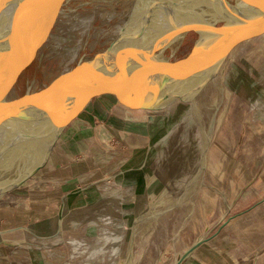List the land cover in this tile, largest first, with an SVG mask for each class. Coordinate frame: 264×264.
<instances>
[{"label": "rangeland", "instance_id": "1", "mask_svg": "<svg viewBox=\"0 0 264 264\" xmlns=\"http://www.w3.org/2000/svg\"><path fill=\"white\" fill-rule=\"evenodd\" d=\"M170 1L153 0L151 12L166 11ZM133 3L71 0L13 93L37 87L99 49L119 20L111 10L120 13ZM98 5L109 10L107 19L96 17L87 30L59 24L66 12ZM7 32L0 30V45ZM196 37L187 34L166 55L189 53ZM12 64L10 57L0 59V76ZM255 99L264 101V35L241 45L193 99L149 110L94 98L59 134L45 165L0 196V264H171L192 243L188 237L223 212L232 177L242 194L259 184L264 195V119L257 117L264 115ZM97 101L107 120L92 117L93 129V122L84 126L83 115ZM108 119L116 134L105 127ZM43 149L33 143L0 158V190L30 170ZM230 163L235 171L230 166L229 173ZM166 244L172 246L167 260L139 258L149 246Z\"/></svg>", "mask_w": 264, "mask_h": 264}, {"label": "water", "instance_id": "2", "mask_svg": "<svg viewBox=\"0 0 264 264\" xmlns=\"http://www.w3.org/2000/svg\"><path fill=\"white\" fill-rule=\"evenodd\" d=\"M25 1L0 0V21ZM70 1L66 0L47 26L43 12L36 15L38 22L32 26L27 22L26 32L18 26L11 28L5 20L2 30L8 31L7 41L1 42L0 59L10 57L13 64L0 76V158L33 143L43 144L44 149L30 170L0 190V196L45 165L59 134L95 97L107 96L125 107L149 110L178 99H193L218 77L241 45L264 35V0H181L176 4L174 0L168 10L155 13L151 6L157 4L151 3L144 6L145 17L114 40H104L99 49L37 87L13 93L18 78L45 45ZM42 5L38 6L41 11ZM38 25L43 26L40 37ZM190 33L197 34L191 51L168 57L165 51ZM207 239L203 236L194 242L174 264H182Z\"/></svg>", "mask_w": 264, "mask_h": 264}, {"label": "crops", "instance_id": "3", "mask_svg": "<svg viewBox=\"0 0 264 264\" xmlns=\"http://www.w3.org/2000/svg\"><path fill=\"white\" fill-rule=\"evenodd\" d=\"M100 103L97 101L94 107L89 108L90 115H83L84 126L90 127V122H93L94 127L91 126V128H95L97 123L92 121V117H101L103 121L107 120L101 111L103 106ZM106 103L107 107L111 104V102ZM257 117L261 120L264 119L261 116ZM262 121L264 123V120ZM114 126L113 121H109V119L105 121V127L110 128L111 133L116 134L113 130ZM212 154L216 155L217 153L212 152ZM214 160L216 159L214 158ZM52 163L55 164V162ZM218 164V168L221 170L219 161ZM230 166L231 163L226 172L229 170L230 173ZM221 168L222 171L225 170L223 166ZM231 168L235 171L233 165ZM231 184L233 186L230 191L231 197L229 196L225 201L223 212L214 219L208 217L203 229L198 234H194L196 237L192 238L193 235L188 237L187 241L193 240L190 243L191 246L203 236L208 239L191 251L182 264H264V195L261 186L255 184L248 192L242 194L241 189L239 190L241 187L236 190L239 185L234 177L231 178ZM190 246H185L171 264H174ZM171 247L168 245L162 246V248L149 246L147 253L142 254L139 258L153 254L154 260L158 255L159 259L164 257L162 259L167 260L169 258L167 253L171 254Z\"/></svg>", "mask_w": 264, "mask_h": 264}, {"label": "bare ground", "instance_id": "4", "mask_svg": "<svg viewBox=\"0 0 264 264\" xmlns=\"http://www.w3.org/2000/svg\"><path fill=\"white\" fill-rule=\"evenodd\" d=\"M151 1L152 0H134V3L132 4L131 7H130V5L129 6H126L127 9L125 11H123V12H120V13L117 12V11L114 12V10H111L112 17L118 16L119 20L115 24V27L113 29H111L107 33H104L105 34L104 36L106 37L105 40H107L108 42L114 40L116 38L117 34H119L122 30H125L127 26H130V24H135L140 19H142L143 17H145L146 13H145L144 6H146L148 4L150 5L152 3ZM173 1H170V2H173ZM65 2H66V0H52V1H50L49 4L46 5L47 0H43L42 2L40 0H28V1L26 0L25 3H24V5L23 6L21 5L22 7L19 6V7H16L15 9H12V10H14L13 11L14 12L13 13L14 15L11 16V17H13L14 19H11L10 16H9V17H7L8 19L5 17L2 21H0V27H1L0 30L5 28V20H8V22L9 21L11 22V28L13 26H18V28H21L22 29L21 32H26L27 31V26H28V25H26V24H28L27 22H29V26L30 25L32 26V23H34L37 20L36 15L39 12L40 13L43 12V15L45 17L43 18L44 20L42 19V21L46 22L44 24H45V26H47V24L49 22L48 20L55 18V16L59 12L61 6ZM110 3H111V1H110ZM41 5H42V7H44L43 8V11H41V9H40L41 8ZM165 5H163V6H165ZM38 6H40V8ZM108 11L109 10L106 7H101V6L98 5L96 8L92 9L91 11H86L84 13H80V12H73V13L72 12H70V13L68 12L67 13L66 12V13H64L65 19H61V21H60L61 23H59V24L60 25L61 24L63 25L65 23L66 24L68 23V26L71 28V30H72L73 27H76L77 28V26H78V28L79 27H83V28H85L87 30V29H89L93 25L94 19L96 17L102 16V18L104 20H106L107 19L106 18V15H107V12ZM146 12H148V10ZM24 13H26V15H24ZM37 22H38V20H37ZM39 23L41 25V22H39ZM25 25H26V27H25ZM40 25H38L39 26L38 33L35 32V33L38 34L39 37L43 35V30H42L43 29V26H41V28H40ZM84 32H85V30H83V33L82 34H84ZM51 36H52V34H51ZM56 36H57V39H58L57 41L61 40L60 38H61L62 35H60V34L59 35H54L55 38H56ZM62 37H64V36H62ZM65 37H66V35H65ZM69 37H71V36H69ZM62 40L65 41L64 39H62ZM73 42H74V40H73ZM58 43L56 42V44H58ZM82 45H83L82 42H80V44L76 48L73 49L74 50V55H77V53H78L79 49L82 47ZM66 49L68 50L67 47H66ZM71 50L72 49H70V52H71ZM65 53L68 54L67 52H65ZM67 58H68V56H67ZM69 58H70V56H69ZM259 100L258 99H255L254 102H253V105H257L259 107L260 111L264 115V101L261 102Z\"/></svg>", "mask_w": 264, "mask_h": 264}]
</instances>
